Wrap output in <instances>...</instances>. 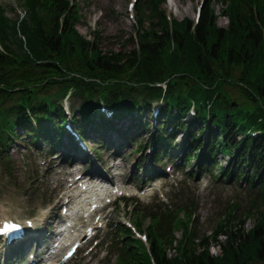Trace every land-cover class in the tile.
<instances>
[{
	"label": "trees",
	"instance_id": "obj_1",
	"mask_svg": "<svg viewBox=\"0 0 264 264\" xmlns=\"http://www.w3.org/2000/svg\"><path fill=\"white\" fill-rule=\"evenodd\" d=\"M20 1L24 19L15 22L0 11V157L19 124L25 133L20 136L33 147L46 145L53 152L66 135L64 122L86 133L96 118L103 121L101 101L113 116L132 109L142 114L159 103L158 125L147 137L149 157L139 164L146 176L157 173L148 164L175 159L178 150L185 167L196 161L192 173L243 184L263 210L246 233L219 232L225 236L217 243L220 255L209 252L206 236L195 243V227H189L177 254L167 257L171 229L181 222L176 215L191 217V208H141L150 219L149 257L156 264H247L249 257L264 264V0H223L226 27L216 24L211 3L205 4L196 24L174 20L171 31L161 11L164 0H137L136 48L105 55L75 29L78 21L68 0ZM236 83L235 97L242 101L230 93ZM67 92L80 102L77 115L72 105L67 114L59 100ZM190 105L195 115L187 118ZM178 131L184 134L182 143L175 141ZM134 217L138 221V214ZM115 264H149L148 254L142 246L127 247L117 253Z\"/></svg>",
	"mask_w": 264,
	"mask_h": 264
},
{
	"label": "rangeland",
	"instance_id": "obj_2",
	"mask_svg": "<svg viewBox=\"0 0 264 264\" xmlns=\"http://www.w3.org/2000/svg\"><path fill=\"white\" fill-rule=\"evenodd\" d=\"M73 6V11L78 21L75 29L86 41L97 46L96 50L103 55L116 52L129 51L136 48L135 15L136 8L134 0H68ZM211 3L216 17V24L226 27L229 23L228 16L223 12L226 2L223 0H164L160 3L163 15L168 20L169 30H172L174 20L187 18L194 25L196 21L197 7L200 11L205 4ZM10 20H22L26 16V8L20 0H0V11ZM156 22L157 15H153ZM75 20V21H76ZM145 22V28L149 25ZM157 24V23H156ZM172 48V45H170ZM91 52V51H88ZM133 65V63H131ZM130 65V68H131ZM237 76V74H235ZM96 82L99 79H95ZM107 80L104 86L108 85ZM231 87L233 85H230ZM73 88H70L72 91ZM239 86L236 83L234 92L230 93L238 101L242 97L238 93ZM67 92L64 97H59L62 106L70 109L73 113H79V100ZM231 97V95L229 94ZM232 98V97H231ZM105 103L104 101H101ZM158 107V105H155ZM121 110V108H120ZM154 107L148 113L140 114L135 109L125 113L121 110L120 115L112 116L108 109L100 108L104 113L103 121L95 119V122L85 128L86 133H79L75 126L69 122L63 128L66 135L60 137V143L53 152L47 151V146L42 145V149H36L30 145L19 124L13 131V137L6 149V153L1 152L0 157V215L6 214L13 218L23 220V215L35 214L39 207H52L45 218L50 217L42 223L35 221L37 229L26 232L25 237L30 239L34 235H39L40 240L24 243L26 251L21 258L25 257L28 251L41 252L51 240L54 223L59 221L57 215L58 197L63 192V186H56L63 174L70 175V178L84 173L88 176L108 181L109 177L119 182L131 196L127 200H116L113 204L103 209L101 219L103 226L98 230L97 239L90 240L84 248H81L75 256L64 264H115L117 253L124 248L134 249L138 246L148 254V263L156 264L154 259L149 257L150 242L148 240L147 226L150 219L141 215V208H148V212L160 211L161 207H168L174 210L176 206L185 204L191 208V217L183 212L178 213L176 218L181 222L171 229L173 235L172 245L167 248V257L177 254L176 247L180 239L184 240V231L193 229L197 235L195 243L200 238L206 236L209 239V252L212 255H220V248L217 243L224 242L225 236L220 234L221 230L242 229V234L249 231L256 223L262 206L257 205V201L252 203V195L241 183H229L213 178L209 173L201 176L192 173L196 161H191L188 166H184L181 153H175L173 162L164 158L162 162H169L171 169L161 168L164 174L158 180L143 181L144 170L139 166L145 160V153L148 152L147 137L158 125L157 112ZM195 115L193 105H190L187 118ZM66 123V122H65ZM77 132H76V131ZM176 143H182L184 134L176 133ZM83 135V136H82ZM117 135V136H116ZM83 140V141H82ZM81 143L84 145L81 146ZM141 149H136L139 145ZM97 158H100L97 160ZM96 159V160H95ZM113 160H118L119 164L111 168ZM221 161V160H220ZM178 163V164H174ZM223 161H221L222 163ZM157 164H148L153 166ZM178 165L182 170L175 171ZM111 169V171H110ZM112 172L114 176L112 177ZM94 178V179H95ZM96 180V179H95ZM96 180V181H97ZM109 187V182L104 184ZM128 186V187H127ZM144 187L145 190L139 192L140 197L133 194V191ZM76 188L72 189L74 194ZM136 196L137 198H131ZM62 203V202H60ZM232 208L230 211L231 207ZM138 214V221L135 217ZM40 217V213L37 214ZM143 216V218H142ZM141 219V225L139 221ZM196 221V225H194ZM244 222H241V221ZM106 224V225H104ZM233 226V227H231ZM185 228V229H184ZM82 229V227H81ZM129 230V232H126ZM215 242L212 236L215 231ZM220 232V233H219ZM184 236V237H183ZM42 239H45L43 241ZM0 240V264L13 262L18 259L14 247L5 251ZM14 250V251H13ZM141 250V249H140ZM13 255L11 256V252ZM247 264H256L252 257H249Z\"/></svg>",
	"mask_w": 264,
	"mask_h": 264
},
{
	"label": "bare ground",
	"instance_id": "obj_3",
	"mask_svg": "<svg viewBox=\"0 0 264 264\" xmlns=\"http://www.w3.org/2000/svg\"><path fill=\"white\" fill-rule=\"evenodd\" d=\"M116 136H117V135H116ZM109 178H110V177H109ZM86 191H87V190H86ZM88 191H89V190H88ZM100 193H101V190H98V194H100ZM107 196H109V195H105L104 197H107ZM3 216H4L3 214L0 215V220H1V218H2ZM36 226H37V223H36V222H33L32 225H31V229H34V228L37 229Z\"/></svg>",
	"mask_w": 264,
	"mask_h": 264
}]
</instances>
